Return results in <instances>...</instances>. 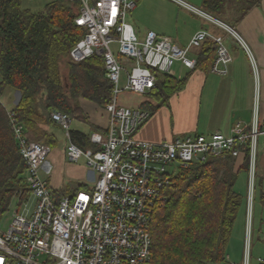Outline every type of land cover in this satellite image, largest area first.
I'll return each instance as SVG.
<instances>
[{
  "label": "built area",
  "instance_id": "built-area-1",
  "mask_svg": "<svg viewBox=\"0 0 264 264\" xmlns=\"http://www.w3.org/2000/svg\"><path fill=\"white\" fill-rule=\"evenodd\" d=\"M79 1L75 22L86 33L72 47L70 57L76 62L93 55L104 59L106 76L113 84L112 100L105 106L110 116L106 135L97 148H83L71 139L72 117L61 111H53L52 117L68 139L67 157L75 162L85 157L98 173V179L92 189L59 196L41 174L52 147L31 140L14 111L7 110L20 153L27 163L25 180L30 195L15 209L8 229L0 231V264H154L150 224L154 208L175 169L193 161L206 162L211 157L227 154L238 157L246 151L248 208L241 264H251L258 140L264 135L259 98L254 101L252 122L249 125L237 122L229 135L215 131L160 141L136 137L137 130L151 114L148 110L119 104L122 92L145 93L154 88L156 71L173 74L175 61L194 69L197 60L190 57V51L208 39L217 43L211 70L226 73L232 56L222 37L202 28L186 47L154 30L140 38L129 21L138 0ZM172 1L230 32L247 48L236 30L218 17L185 0ZM114 43L119 46L117 51ZM121 58L131 65L125 66ZM254 69L257 76L255 64ZM261 259L264 264V258Z\"/></svg>",
  "mask_w": 264,
  "mask_h": 264
},
{
  "label": "trees",
  "instance_id": "trees-1",
  "mask_svg": "<svg viewBox=\"0 0 264 264\" xmlns=\"http://www.w3.org/2000/svg\"><path fill=\"white\" fill-rule=\"evenodd\" d=\"M25 1L0 0V97L7 88L20 91V101L12 109L16 118L31 140L55 147L58 139L46 128L58 124L52 112L61 111L72 119H85L80 98L105 107L112 100L113 84L106 76L102 57L93 55L80 62L70 57V50L86 33L75 22L81 5L79 0H51L40 11H33ZM204 2L206 11L221 18L227 3H237L242 16L261 0ZM197 50L195 68L211 70L217 43L208 39ZM156 74L154 88L145 93L132 92L148 95L134 107L154 112L169 105L171 97L186 87L191 72L183 77L157 71ZM119 104L122 103L119 101ZM261 127L264 128L263 123ZM71 139L83 148L95 147L90 136L82 131L72 130ZM26 168L7 108L0 102V215L8 211L15 196L18 205L29 197ZM248 168L246 151L238 157L231 154L211 157L206 162L193 161L175 169L154 208L150 224L154 264L225 261L235 226L245 209L247 214L248 185L244 193L238 184L241 175L246 174L248 178ZM82 185L56 193L74 194ZM257 189L258 174L254 197ZM260 200L264 205V192Z\"/></svg>",
  "mask_w": 264,
  "mask_h": 264
},
{
  "label": "crops",
  "instance_id": "crops-1",
  "mask_svg": "<svg viewBox=\"0 0 264 264\" xmlns=\"http://www.w3.org/2000/svg\"><path fill=\"white\" fill-rule=\"evenodd\" d=\"M185 1L206 11L205 0ZM133 12L139 23L132 24L137 29L140 38H144L149 30H154L159 34L171 37L174 43L186 47L194 33L204 28L212 35L222 37L232 56V60L227 65L226 73L191 69L184 66L182 62L175 61L174 64L178 62L180 68L178 77H183L191 72L186 87L171 97L169 105L162 106L154 111L152 115L150 114L149 118L136 132L139 139L150 141L172 140L187 135L209 134L215 131L229 135L237 122H241L243 125H249L252 122L254 101L257 97L260 101V120L264 125V0H261L258 5L252 7L242 16L239 14L237 3H227L221 18L218 17L236 30V33L247 44V48L230 32L209 20L196 23L193 20L195 12L172 0H138ZM144 14L151 15L153 20V25L147 31L142 30L140 27ZM171 18L175 21V25L170 26L168 24ZM190 20L193 22L191 31L184 32L182 30L181 32L182 25L185 21L188 24ZM211 40L215 41L214 39ZM198 50L197 48L191 49L190 57L196 59ZM121 61L125 66L131 65L124 58H121ZM254 64L257 66V76ZM20 97V91L8 92L5 98L12 101L13 106L7 108V105L4 102L2 103L7 110H12L19 103ZM80 104L86 118L72 119L71 131L79 130L88 134L91 143L98 147L99 142L106 135V128L109 123L108 111L105 107L84 97L80 98ZM131 106L134 107V105ZM168 118L171 122L170 125ZM173 118L176 119V123L173 122ZM74 121L77 123L75 127L73 126ZM88 123L92 126L89 131L82 127ZM55 127L63 130L59 124ZM46 128L56 135L59 142L54 127ZM65 139L68 144L66 136ZM46 163L47 161L42 169L46 167ZM237 166L239 168L238 164ZM78 178V182L70 183L67 188L78 184H83L80 189L93 188V185L88 182V174H82V176L80 174ZM47 180L55 192L64 191L65 188L63 187L52 186L50 178H47ZM258 183L259 189L256 191L255 198L258 199L257 205L260 207V205H263L260 194L264 192V135H260L258 140ZM247 185L248 178L246 174L241 175L238 184L239 190L244 193L247 192ZM245 211L246 209L239 218L242 224L241 232L244 234L246 229ZM263 212V209L260 208V220L263 217ZM254 219L255 215H253Z\"/></svg>",
  "mask_w": 264,
  "mask_h": 264
},
{
  "label": "rangeland",
  "instance_id": "rangeland-1",
  "mask_svg": "<svg viewBox=\"0 0 264 264\" xmlns=\"http://www.w3.org/2000/svg\"><path fill=\"white\" fill-rule=\"evenodd\" d=\"M51 0H26L25 5L29 8H31L33 11H40L43 9L44 5ZM199 6V5H198ZM190 19V18H189ZM188 19V20H189ZM193 20L198 23L203 19L201 16L194 14ZM129 21L131 23H139L138 18L136 17L135 13L132 11L129 14ZM152 16L148 14H144L143 21L141 23L142 30L147 31L150 26L153 25L152 22ZM168 24L172 26L175 25V21L171 18L168 21ZM180 26L182 25L180 21ZM193 26V22L191 20L188 24L185 23L180 28V31L182 30L184 32L191 31V28ZM113 48L115 51L118 50L119 46L118 44L114 43ZM173 71L175 73L171 75L179 76L180 68L179 63H175L173 65ZM67 67L63 65V71L64 73H67ZM124 76L122 79L121 84L123 85ZM14 90H11L7 88L5 90V94L0 97L2 101L7 105V108H11L13 106L12 101L7 100L5 98V95L8 92H13ZM147 94H134L129 91H125L120 93L119 100L122 103V105L131 106V105H138L145 97H147ZM149 111V110H148ZM150 112V111H149ZM151 115L153 112H150ZM109 114V113H108ZM110 117V116H109ZM169 121V118H168ZM173 122L176 123V119L173 118ZM169 121V125H170ZM77 125L76 121H74L73 126L75 127ZM85 130L89 131L92 129V126L88 123L87 125L82 126ZM54 132L57 134L59 138V142L57 146L51 148V153L49 154L47 158L46 167L41 170V174L44 178H50L51 185L54 187H63L67 188V186L70 185V183H76L78 182V176L81 174H88V182L91 185H95L97 179H98V173L94 171L87 163V159L85 157H82L79 161L75 162L70 160L67 157L66 154V139H65V133L63 130L58 129L54 126ZM94 134V133H93ZM138 138V135L136 136ZM255 198V197H254ZM258 199L255 198L254 205L252 206L254 208V214L255 219L252 221V246H251V264H261V258H264V212L263 217L260 220V208L264 211V205H260V207L257 205ZM18 205V198L15 196L9 206L8 211H6L4 214L0 215V231L5 232L9 225L11 224L13 218H14V211L17 208ZM257 205V206H256ZM254 223V224H253ZM242 224L238 220L237 225L235 226L232 238L228 244L227 251H226V259L224 262L221 263H214V264H241L244 254V239L245 234L241 232Z\"/></svg>",
  "mask_w": 264,
  "mask_h": 264
}]
</instances>
